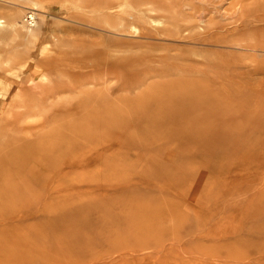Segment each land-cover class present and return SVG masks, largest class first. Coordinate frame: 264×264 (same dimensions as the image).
Instances as JSON below:
<instances>
[{
  "label": "rangeland",
  "instance_id": "1",
  "mask_svg": "<svg viewBox=\"0 0 264 264\" xmlns=\"http://www.w3.org/2000/svg\"><path fill=\"white\" fill-rule=\"evenodd\" d=\"M149 1L0 0V264H264V0Z\"/></svg>",
  "mask_w": 264,
  "mask_h": 264
},
{
  "label": "bare ground",
  "instance_id": "2",
  "mask_svg": "<svg viewBox=\"0 0 264 264\" xmlns=\"http://www.w3.org/2000/svg\"><path fill=\"white\" fill-rule=\"evenodd\" d=\"M123 1H124V3H127V2H128L133 8H137L138 10H146L147 7H146V9H145V6H149V7H150V8H149V9H150L149 11H151V7H152V5H154V4L151 3V1H149V0H123ZM105 2H106V1H105ZM153 7H154V6H153ZM108 8H109V7H108ZM105 9H106V8H105ZM112 9H114V8H112ZM152 10H153V9H152ZM16 13H17V12H16ZM142 19H143V18H142ZM125 20H126V19H125ZM154 20H155V19H154ZM154 20H152V21H154ZM156 20H158V19H156ZM3 21H4V20L0 18V37L3 36V32H4L3 30H4V28H5L4 26L6 25V24L3 23ZM119 24H120V23H119ZM7 26H10V25L7 24ZM174 26H175V25H174ZM176 26H177V25H176ZM177 27H178V26H177ZM180 27H181V26H180ZM17 28H18V27H17ZM178 28H179V27H178ZM178 28H176L177 31H178ZM135 30H136V29H135ZM6 31H8V30L6 29ZM14 31L17 32L16 30H14ZM28 31H29V33H31V38L35 36V33H34L35 29H33L32 27H29V28H28ZM25 32H26V30H25ZM5 33H6V32H5ZM2 38H3V37H2ZM0 40H1V39H0ZM47 52H48V51H47ZM42 54H43V53H42ZM46 54H48V53H46ZM15 55L17 56L16 53H15ZM22 57H23V56H22ZM13 58H14V57H13ZM13 58H12V59H13ZM19 58H20V57H19ZM19 60H20V59H19ZM19 60H18V61H19ZM22 61H23V60H22ZM1 63H3V64L5 63V64H8V65H9V64H10V65L12 64V62L9 63V58L5 59L4 62H2V60L0 59V64H1ZM5 64H4V65H5ZM10 65H9V66H10ZM5 66H6V65H5ZM9 66H8V67H9ZM39 66H40V65H39ZM0 67H1V65H0ZM2 68H3V66H2ZM44 68H45V66H44ZM5 70H6V69H4V71H5ZM7 70H9V68H8ZM49 71H50V70H49ZM45 72H47L46 74L49 75V73H48V69H47V71H45ZM50 74H52V73H50ZM43 86H46V85H43ZM48 87H49V88H48V91H49L50 86H48ZM41 88H42V87H41ZM50 91H51V90H50ZM43 92H45V89L43 90ZM83 93H84V92H83ZM54 94H57V93H54ZM57 95H58V94H57ZM86 95H87V94H86ZM48 97H49V96H48ZM36 104H38V103H36ZM73 213H74V214H73ZM72 214H73L74 217L72 216ZM69 215H70V214H69ZM75 215H76L75 212H72V213H71V216H72V218H74V219H73V220L70 219V217H71V216H70V217H69V220H71V221H69V222H71V223H72V221L75 222L76 219H77V220H81L80 215H78L79 218H78L77 216H76L77 218H75ZM81 215H83V213H81ZM82 219L84 220V218H82ZM77 222L80 223V222H82V221H80V222H79V221H76L75 223H77ZM79 234H80V233H79Z\"/></svg>",
  "mask_w": 264,
  "mask_h": 264
}]
</instances>
